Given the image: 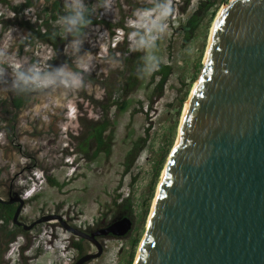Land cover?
<instances>
[{
  "label": "rangeland",
  "instance_id": "1",
  "mask_svg": "<svg viewBox=\"0 0 264 264\" xmlns=\"http://www.w3.org/2000/svg\"><path fill=\"white\" fill-rule=\"evenodd\" d=\"M52 1L60 2L65 9L66 0H22L20 3L0 0V11L5 13L0 19L10 24L5 32L0 29V47L7 45L10 55L30 63L68 62L75 69L71 37H65L58 44L57 52L33 39L31 27H43L48 22L47 11ZM202 1L205 0H174L177 13L158 42L161 65L171 69L161 97L156 96L158 78L152 79L153 74L138 78L131 92L125 86L133 64H140L143 56L133 51L130 44L129 20L146 0H115L114 11L109 15L95 9L97 0H85L92 9V19L103 22L85 30L84 48L95 57V69L86 78L88 87L78 92L64 89L31 92L27 105L9 131L3 129L6 122L0 121L3 134L0 137V198L5 200L7 191H11L24 200L23 222L28 224L45 215H58L73 227L90 228L93 232L124 214L132 219V229L126 237L99 239L102 255L87 264H134L160 177L176 142L184 105L203 70L213 22L209 26L206 16L191 39H185L186 21ZM27 2L32 6L24 7ZM9 10L15 15L6 18ZM9 95L10 90L0 87V100ZM123 103L126 108L122 110ZM102 118L109 121L104 134L107 151L95 154L96 146L89 142L86 157L79 146L84 144L88 127ZM149 124L146 136L145 128ZM171 139V149L154 185L159 163ZM126 167L128 171L124 173ZM32 174L39 177L35 183L29 180ZM30 185L36 191L25 194ZM27 232L8 245L0 258L2 264H19L18 258H25L26 264H74L81 257L76 250L67 248L73 236L56 221L39 224ZM22 244V256L18 257L12 249ZM81 245L82 255L96 252L88 241L82 240Z\"/></svg>",
  "mask_w": 264,
  "mask_h": 264
},
{
  "label": "water",
  "instance_id": "2",
  "mask_svg": "<svg viewBox=\"0 0 264 264\" xmlns=\"http://www.w3.org/2000/svg\"><path fill=\"white\" fill-rule=\"evenodd\" d=\"M204 63L134 264H264V0L220 9ZM11 196L0 204H18L14 225L56 221L96 248L74 264L100 257L99 239L132 229L127 216L90 233L58 215L23 224L24 200Z\"/></svg>",
  "mask_w": 264,
  "mask_h": 264
},
{
  "label": "clouds",
  "instance_id": "3",
  "mask_svg": "<svg viewBox=\"0 0 264 264\" xmlns=\"http://www.w3.org/2000/svg\"><path fill=\"white\" fill-rule=\"evenodd\" d=\"M22 0H17V3ZM115 0H97L95 9L103 15L114 11ZM66 12L55 21L65 37H71V47L76 56V68L67 64L40 65L17 59L9 54L8 46L0 47V87L12 92L31 93L53 89L78 92L88 87L87 76L95 69V57L84 48L86 29L92 25V9L85 0H66ZM177 13L174 0H146L137 8L129 20L130 44L133 51L143 53L136 69L138 78L151 76L160 70L162 59L157 55L158 42L167 33L169 21ZM0 11V16H4ZM15 13L10 10L6 18ZM0 133V137H2ZM37 182L36 174L29 179ZM34 186L30 185V188ZM35 189L33 190V193Z\"/></svg>",
  "mask_w": 264,
  "mask_h": 264
},
{
  "label": "trees",
  "instance_id": "4",
  "mask_svg": "<svg viewBox=\"0 0 264 264\" xmlns=\"http://www.w3.org/2000/svg\"><path fill=\"white\" fill-rule=\"evenodd\" d=\"M229 0H205L198 4L197 9L195 12L188 18L186 21V28H185V39L189 40L193 36L196 29L201 24L202 20L208 16V25L210 26L220 9V7L224 4H227ZM32 5L27 2V4L24 7H31ZM66 12V9L62 7L60 2L52 1L48 13V22L44 24L43 27H31L33 32V39L37 40L41 43H44L48 45L54 52L58 51V44L63 41L65 38V35L60 30L59 26H53V23L58 19L59 16L64 15ZM39 17V16H38ZM92 19V17H91ZM8 21H4L3 19H0V29L5 32L8 28L7 25ZM97 23H103L100 20L92 19V25ZM109 25V24H107ZM68 65H71L68 62H65ZM139 64L134 63L133 67L131 68L128 78L126 79V89L127 92H131L134 87L136 86L138 82V76L136 73V69ZM171 74V69L168 66L161 65L160 70L153 73L152 79L158 78L157 82V98L162 96L163 89L165 84L167 83L168 77ZM195 81V77L192 78L191 82L187 86V91L184 94V98L180 103V107L178 109L177 115L180 114L181 106L184 103V101L187 99L189 90L191 88V84H193ZM29 95L30 93H15L10 91V95L5 100H0V121L6 122V125L3 127V129L9 131L10 128H12L17 120V115L23 109L28 101H29ZM126 104L123 103L121 109H125ZM146 120L148 121V117L146 116ZM150 124L145 128V135L147 136L150 131ZM109 128V121L106 118H102L101 120L97 121L96 123H92L88 127L87 136L84 141V144L79 146V149L81 150L82 154L86 157H88L89 150L87 148V144L89 142H94L96 149L95 154L100 153L102 151H107L104 149V146L106 145V138L104 134L107 132ZM1 129V127H0ZM146 137L143 139V143L146 142ZM172 139L168 145L167 150L165 151L164 155L162 156V159L159 163L157 172H156V178L154 185L158 179V176L163 168L164 161L166 157L168 156L169 150L172 146ZM169 157V156H168ZM128 171V167L125 168L124 173ZM14 214V206L13 205H2L0 204V258L3 254V252L7 249L8 245L15 242L16 238L19 235H27L28 232L23 231L21 229H18L12 224V218ZM129 217L128 214H124L122 217ZM12 226V228H10ZM83 232L89 233L90 228L87 229H80ZM126 237V236H125ZM81 239L76 240L75 237H71L70 241H68L67 248L76 250L79 253V256H82L83 254V247L81 245ZM136 243L133 245V252L136 247ZM133 255V254H132ZM131 255V258L133 257ZM24 262L23 264H26V259L23 258ZM0 264L1 260H0Z\"/></svg>",
  "mask_w": 264,
  "mask_h": 264
},
{
  "label": "bare ground",
  "instance_id": "5",
  "mask_svg": "<svg viewBox=\"0 0 264 264\" xmlns=\"http://www.w3.org/2000/svg\"><path fill=\"white\" fill-rule=\"evenodd\" d=\"M223 7H226V5L223 6ZM221 8H222V7H221ZM219 11H220V10H219ZM219 11H218V13H219ZM218 13H217V15H216V17H215V19H214V21H213V24H212V26H211V30H210V34H209V38H210V36H211V33H212V30H213V27H214L215 21H216L217 16H218ZM208 42H209V39H208ZM207 46H208V44H207ZM206 50H207V48H206ZM205 54H206V53H205ZM204 58H205V56H204ZM204 66H205V63H204ZM196 83H197V82H196ZM196 83H194L193 88H192V90H191V93H192V91H193V89H194ZM191 93H190V95H191ZM189 98H190V96H189ZM189 98H188V100H189ZM188 100L186 101V103H185V105H184L183 113H182L181 120H180V125H181V122H182V118H183L184 111H185V108H186V105H187ZM180 125H179V128H180ZM178 132H179V129H178ZM177 136H178V135H177ZM176 140H177V138H176ZM175 144H176V142H175ZM174 147H175V145H174ZM174 147H173V149H174ZM173 149H172V151H173ZM172 151H171V153H172ZM171 153H170V155H171ZM169 158H170V156L168 157V160H169ZM168 160H167V162H166V164H165L164 170H163L162 175H161V177H160V181H159V184H158V187H157V191H158V188H159L160 182H161V180H162V177H163L164 171H165V169H166V166H167ZM157 191H156V194H157ZM155 198H156V196H155ZM155 198H154V200H153V204H154ZM153 204H152V207H153ZM152 207H151V210H152ZM150 213H151V211H150ZM149 216H150V214H149ZM149 216H148V219H149ZM147 222H148V220H147ZM146 225H147V224H146Z\"/></svg>",
  "mask_w": 264,
  "mask_h": 264
},
{
  "label": "flooded vegetation",
  "instance_id": "6",
  "mask_svg": "<svg viewBox=\"0 0 264 264\" xmlns=\"http://www.w3.org/2000/svg\"><path fill=\"white\" fill-rule=\"evenodd\" d=\"M11 195H12V192H11V191H7L5 200H9L10 198H12ZM12 205L14 206V212H15V210H16L18 204H17V203H14V204H12ZM18 221H20V222L23 223V224H27V223H25V222H23V221L21 220V213H20V215H19V217H18ZM32 222H33V221H32ZM32 222H30V223H28V224H31ZM12 224H13V223H12ZM28 224H27V225H28ZM13 225H14V224H13ZM14 226L17 227L18 229H21V230L24 231L23 226H16V225H14ZM36 227H37V226L33 227V229H31L30 231L34 230ZM10 228H12V226H11ZM26 232H27V231H26ZM89 233H90V232H89Z\"/></svg>",
  "mask_w": 264,
  "mask_h": 264
},
{
  "label": "built area",
  "instance_id": "7",
  "mask_svg": "<svg viewBox=\"0 0 264 264\" xmlns=\"http://www.w3.org/2000/svg\"><path fill=\"white\" fill-rule=\"evenodd\" d=\"M35 189V191H36V188L35 187H32V188H28L27 190H26V192H25V194H28V193H30V194H34V193H32V190H34ZM29 196H31V195H29ZM11 245V244H10ZM9 245V246H10ZM21 246H24L23 244L22 245H20L19 247H15V248H13L12 249V253H13V251H15L16 250V253H17V255H18V257L21 255L22 256V254H21V250H20V247ZM18 261H19V264H23V260H21V259H19L18 258Z\"/></svg>",
  "mask_w": 264,
  "mask_h": 264
}]
</instances>
